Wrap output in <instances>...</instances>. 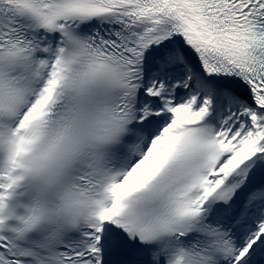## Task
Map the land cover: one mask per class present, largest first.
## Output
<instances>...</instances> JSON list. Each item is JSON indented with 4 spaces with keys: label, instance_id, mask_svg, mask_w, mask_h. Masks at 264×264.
<instances>
[{
    "label": "snow or ice",
    "instance_id": "1",
    "mask_svg": "<svg viewBox=\"0 0 264 264\" xmlns=\"http://www.w3.org/2000/svg\"><path fill=\"white\" fill-rule=\"evenodd\" d=\"M0 264H264V0H0Z\"/></svg>",
    "mask_w": 264,
    "mask_h": 264
}]
</instances>
